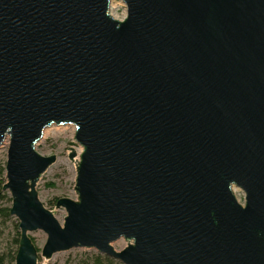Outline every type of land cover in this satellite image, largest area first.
<instances>
[{
	"label": "water",
	"instance_id": "95a60500",
	"mask_svg": "<svg viewBox=\"0 0 264 264\" xmlns=\"http://www.w3.org/2000/svg\"><path fill=\"white\" fill-rule=\"evenodd\" d=\"M111 1L0 0L15 264L39 263L38 231L46 260L264 264V0H120L124 19ZM68 125L82 152L60 224L36 189L57 158L36 147Z\"/></svg>",
	"mask_w": 264,
	"mask_h": 264
},
{
	"label": "rangeland",
	"instance_id": "374dc122",
	"mask_svg": "<svg viewBox=\"0 0 264 264\" xmlns=\"http://www.w3.org/2000/svg\"><path fill=\"white\" fill-rule=\"evenodd\" d=\"M110 13L114 17L124 19L127 16V9L125 4L120 0H112ZM76 129L72 125L50 127L44 131L42 140L38 143L36 149L40 154L55 155L56 162L43 174L40 181L37 184V192L40 201L46 208L55 213L60 224H64V218L66 217V211L64 209H57L56 203L58 199L68 198L77 199L75 193V180H76V168L74 161L69 159L71 149H74L77 153L75 160L79 161V155L82 152L81 147H75L72 144L76 143L75 138ZM8 144H4L0 147V170L5 166L7 161ZM6 182L5 177L0 176V185ZM4 185V184H3ZM1 185V186H3ZM3 188V187H2ZM234 195L241 205L245 204V193L237 188L233 187ZM8 199L0 202V207L11 208V197L7 192ZM18 221L11 215L5 217L0 215V254L5 253L8 247L14 244L16 238L20 239V230L17 227ZM30 237L36 246L39 253L38 264H80L82 262L89 261L93 255L99 254L96 250L87 249H73L67 252H61L55 254L50 260H46L41 256L42 249L47 241V235L42 232H34L30 234ZM112 246L115 250H122L127 246V242L124 239H120L113 243ZM13 248V246H12ZM117 264H122L116 261Z\"/></svg>",
	"mask_w": 264,
	"mask_h": 264
},
{
	"label": "trees",
	"instance_id": "16d2710c",
	"mask_svg": "<svg viewBox=\"0 0 264 264\" xmlns=\"http://www.w3.org/2000/svg\"><path fill=\"white\" fill-rule=\"evenodd\" d=\"M0 176L5 177V166L0 170ZM5 184V181L1 185ZM0 185V202L8 199V196L5 192H3V186ZM12 202V200H9ZM0 215H4L5 217H9L10 208H1L0 207ZM19 223L17 224V227ZM20 239L16 238L14 240V244L11 247H8L2 255L0 254V264H15L16 255L19 248ZM80 264H117L116 260L111 259L109 257L103 256L101 254L93 255L89 261L82 262Z\"/></svg>",
	"mask_w": 264,
	"mask_h": 264
},
{
	"label": "bare ground",
	"instance_id": "6f19581e",
	"mask_svg": "<svg viewBox=\"0 0 264 264\" xmlns=\"http://www.w3.org/2000/svg\"><path fill=\"white\" fill-rule=\"evenodd\" d=\"M74 163H75V168L77 167V164H78V161L76 160V161H74Z\"/></svg>",
	"mask_w": 264,
	"mask_h": 264
}]
</instances>
